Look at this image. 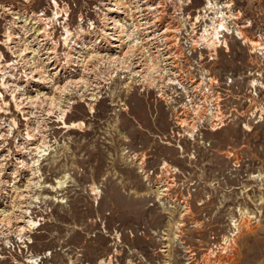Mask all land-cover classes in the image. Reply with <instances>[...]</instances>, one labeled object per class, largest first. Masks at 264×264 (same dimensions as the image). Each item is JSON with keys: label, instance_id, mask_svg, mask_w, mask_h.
Returning <instances> with one entry per match:
<instances>
[{"label": "rangeland", "instance_id": "obj_1", "mask_svg": "<svg viewBox=\"0 0 264 264\" xmlns=\"http://www.w3.org/2000/svg\"><path fill=\"white\" fill-rule=\"evenodd\" d=\"M0 264H264V0H0Z\"/></svg>", "mask_w": 264, "mask_h": 264}, {"label": "bare ground", "instance_id": "obj_2", "mask_svg": "<svg viewBox=\"0 0 264 264\" xmlns=\"http://www.w3.org/2000/svg\"><path fill=\"white\" fill-rule=\"evenodd\" d=\"M132 1H133V0H132ZM55 2H56V1H55ZM146 3H147V2H146ZM56 4H57V3H56ZM147 4H148V3H147ZM56 6H57V5H56ZM105 8H106V7H105ZM136 11H137V10H136ZM58 14H59V13H57V15H58ZM37 17H38V16H37ZM58 17H59V15H58ZM43 21H44V20H43ZM145 22H146V21H145ZM139 25H140V24H139ZM131 26H132V25H131ZM123 28H124V27H123ZM127 29H128V28H127ZM132 29H133V28H132ZM45 31H46V30H45ZM145 32H146V31H145ZM142 33H143V32H142ZM93 34H94V33H93ZM134 34H136V33H134V31H131L130 34H129L130 36H129V35H128V36H129L130 38H135V35H134ZM86 35H87V34H86ZM98 35H99V34H98ZM104 35H105V34H104ZM36 36H37V35H36ZM78 36H79V35H78ZM43 37H44V36H43ZM73 38H74V37H73ZM65 40L67 41L68 39H65ZM79 41H80V40H79ZM6 43H7V42H6ZM107 43H108V42H107ZM135 43H136V42H135ZM67 45H68V44H67ZM67 45H66V46H67ZM71 46H72V45H71ZM112 46H114V45H112ZM50 48H51V47H50ZM103 48H104V47H103ZM133 50H134V48H133ZM44 51H45V50H44ZM55 51H56V50H55ZM53 52H54V51H53ZM47 54H48V53H47ZM49 54H50V53H49ZM53 54H54V53H53ZM132 54H133V53H132ZM149 54H150V53H149ZM124 55H125V54H124ZM98 56H99V55H98ZM129 56H130V55H129ZM132 56H133V55H132ZM44 57H45V56H44ZM69 57H70V56H69ZM123 57H124V56H123ZM123 57H122V58H123ZM154 57H155V56H154ZM127 58H128V57H127ZM127 58H126V59H127ZM67 59H68V58H67ZM126 59H125V60H126ZM42 60H43V59H42ZM125 60H124V61H125ZM129 60H130V59H129ZM126 61H128V60H126ZM148 61H149V60H148ZM129 62H130V61H129ZM133 62H134V63H133L134 66H137L138 63H139V62H135V61H133ZM152 62H153V61H152ZM141 63H142V62H141ZM65 64H66V63H65ZM128 64H129V63H128ZM130 65H131V64H130ZM144 65H145V64H144ZM147 65H148V64H147ZM164 65H165V64H164ZM138 66H139V65H138ZM127 67H128V66H127ZM139 67H140V66H139ZM132 68H133V66H132ZM136 68H137V67H136ZM148 68H149V66H148ZM150 68H151V69H150L148 72H150V75H151V74H152V71H153V69H154V67H153V66H152V67L150 66ZM94 69H95V68H94ZM140 69H141V68H140ZM167 70H168V69H167ZM56 71H57V70H56ZM135 71H136V70H135ZM162 71H163V70H162ZM164 71H165V70H164ZM136 72H140V70H137ZM144 72H145V71H144ZM167 72H168V71H167ZM87 73H88V72H87ZM153 74H154V72H153ZM147 76H148V75H147ZM156 76H157V75H156ZM172 76H173V75H172ZM176 76H177V75H176ZM150 78H151V77H150ZM159 78H160V77H159ZM86 79H87V78H86ZM162 79H163V78H162ZM73 81H74V80H73ZM78 82H79V81H78ZM149 82H150V81H149ZM9 83H10V82H9ZM80 83H81V80H80ZM72 84H73V83H72ZM75 84H76V83H75ZM84 84H85V83H84ZM253 85H257L256 82L253 83ZM73 86H74V85H73ZM77 86H78V85H77ZM93 86H94V85H93ZM79 87H80V86H79ZM57 88H58V87H57ZM163 89H164V88H163ZM22 91H23V90H22ZM82 91H83V90H82ZM191 100H192V99H191ZM201 108H202V107H201ZM197 109H198V108H197ZM201 112H202V110H201ZM195 113H196V112H195ZM63 119H64V118H62V123H63V126H64L65 128H67V127H68V128H75V127H76V123H73V122H72V123H70V124L68 125V123H67L65 120H63ZM182 122H183V121H182ZM34 137H35V134H31V133H28V134H27V138H28V139H33ZM37 150H38V151H37V152H38V153H37V154H38L37 157H38V159L40 160V158H42V156L45 155V154H41V155H40V153H42L43 150L45 151L46 149L40 150V149L38 148ZM30 162H31V161H30ZM33 164H35V162H34ZM34 166H36V165H34ZM29 167H30V166H29ZM59 183H60V182H59ZM52 189H54V188H52Z\"/></svg>", "mask_w": 264, "mask_h": 264}, {"label": "built area", "instance_id": "obj_3", "mask_svg": "<svg viewBox=\"0 0 264 264\" xmlns=\"http://www.w3.org/2000/svg\"><path fill=\"white\" fill-rule=\"evenodd\" d=\"M192 103H193V101L189 98V99H188V105L190 106V108L193 107V106H192Z\"/></svg>", "mask_w": 264, "mask_h": 264}]
</instances>
